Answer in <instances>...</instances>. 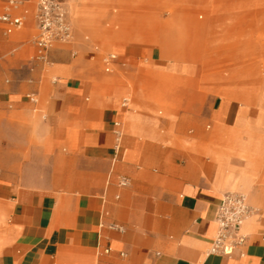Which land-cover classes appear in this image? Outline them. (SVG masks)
Instances as JSON below:
<instances>
[{"label":"crops","instance_id":"obj_1","mask_svg":"<svg viewBox=\"0 0 264 264\" xmlns=\"http://www.w3.org/2000/svg\"><path fill=\"white\" fill-rule=\"evenodd\" d=\"M31 1L14 13L28 20ZM64 1L100 21L87 0ZM180 19L169 22L167 51L104 36L117 42L106 49L118 54L120 84L89 41L50 48L46 67L30 58L32 40L0 30V264H264V102L210 95L193 41L203 50L218 26ZM232 191L255 211L246 241L214 253Z\"/></svg>","mask_w":264,"mask_h":264},{"label":"rangeland","instance_id":"obj_2","mask_svg":"<svg viewBox=\"0 0 264 264\" xmlns=\"http://www.w3.org/2000/svg\"><path fill=\"white\" fill-rule=\"evenodd\" d=\"M66 4L74 30L73 38L66 42L56 41L52 47L59 43L89 41L94 50L103 51L104 57L110 54L118 55L115 50L106 49L107 44L114 46L117 43L103 42L107 34L116 35L117 38L137 35L140 39L124 43H141L167 51L168 43L175 42L168 31L169 22L173 17L177 15L178 18L184 19L208 20L211 26L214 24L218 26L209 35V44L201 50L198 46L200 41L195 38L194 48L192 47L198 54L202 51L201 55L205 58L202 77L208 85L207 92L215 95V90L219 88L223 89L227 97L235 98L239 102L257 100L264 102V0H87L82 4L83 9L98 11L102 15L100 21L95 23L90 22L94 21L90 15L77 17L70 3L66 2ZM6 6V0H0V14L7 10ZM28 8L32 13L28 20L25 18L21 29L7 34L0 23V30L3 37L9 41L32 40L35 47L30 58L37 59L35 42L39 32L35 18L37 0H32ZM175 9L178 10L175 11ZM29 19L32 21L31 25H28ZM159 21L163 23V26L158 25ZM79 22L83 24L76 25ZM78 32L82 34L81 39L78 38ZM147 35H151L152 39H142ZM180 35L183 37L187 33L182 30ZM183 50L189 51L184 46ZM164 60L167 61L165 58L162 59ZM44 64L49 67L52 64L50 58L49 62ZM108 67L109 70H107ZM101 71L104 74L113 75V83L122 82L119 68L105 64V60ZM5 78L7 79L8 76L6 75ZM123 78V81H127L126 76ZM129 83L132 84L130 80ZM131 93L132 95L125 96L129 104L137 97L135 92ZM34 97L40 99L38 96ZM4 131L9 132L7 125Z\"/></svg>","mask_w":264,"mask_h":264},{"label":"built area","instance_id":"obj_3","mask_svg":"<svg viewBox=\"0 0 264 264\" xmlns=\"http://www.w3.org/2000/svg\"><path fill=\"white\" fill-rule=\"evenodd\" d=\"M29 0H7L8 9L0 14V22L5 24V32L11 34L24 26V13H14ZM36 23L38 34L37 58L49 62L48 52L56 41H69L73 38V26L70 19L69 8L64 0H37ZM116 58L115 54L105 57L110 65ZM109 70V67L107 68ZM35 99V97H32ZM117 140L120 141L122 131H116ZM123 185H128L129 179L123 177ZM255 211L246 194L242 192H228L224 194L216 215L219 231L211 245V252L231 255L235 249L246 241L247 235L243 227L247 218Z\"/></svg>","mask_w":264,"mask_h":264}]
</instances>
